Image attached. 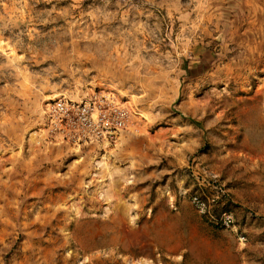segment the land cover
<instances>
[{
    "label": "rangeland",
    "instance_id": "374dc122",
    "mask_svg": "<svg viewBox=\"0 0 264 264\" xmlns=\"http://www.w3.org/2000/svg\"><path fill=\"white\" fill-rule=\"evenodd\" d=\"M119 240L264 264V0H0V264Z\"/></svg>",
    "mask_w": 264,
    "mask_h": 264
},
{
    "label": "built area",
    "instance_id": "2783aa9c",
    "mask_svg": "<svg viewBox=\"0 0 264 264\" xmlns=\"http://www.w3.org/2000/svg\"><path fill=\"white\" fill-rule=\"evenodd\" d=\"M192 201L196 206L197 210L199 211V213H201L202 215L211 217L214 221L218 222L222 226L228 227L229 225L232 224L231 215L227 213H222L221 215L211 216L209 208L207 207L204 201H202L198 197H194Z\"/></svg>",
    "mask_w": 264,
    "mask_h": 264
},
{
    "label": "bare ground",
    "instance_id": "6f19581e",
    "mask_svg": "<svg viewBox=\"0 0 264 264\" xmlns=\"http://www.w3.org/2000/svg\"><path fill=\"white\" fill-rule=\"evenodd\" d=\"M106 240H102V241H94V239L91 241V243L89 244L90 246H94L96 243L98 242H105ZM120 241V240H119ZM119 244L121 245L120 250H125L128 251L126 254L129 255V257L127 258H123V259H119V261H117L118 264H124L126 263L127 259L129 258H134L137 254H141V253H136L137 251H142L145 250L143 248H141L139 250V246L137 244L132 243V241H120Z\"/></svg>",
    "mask_w": 264,
    "mask_h": 264
}]
</instances>
